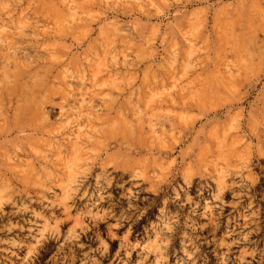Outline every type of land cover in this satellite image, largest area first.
Wrapping results in <instances>:
<instances>
[{
    "label": "rangeland",
    "instance_id": "374dc122",
    "mask_svg": "<svg viewBox=\"0 0 264 264\" xmlns=\"http://www.w3.org/2000/svg\"><path fill=\"white\" fill-rule=\"evenodd\" d=\"M0 264H264V0H0Z\"/></svg>",
    "mask_w": 264,
    "mask_h": 264
}]
</instances>
